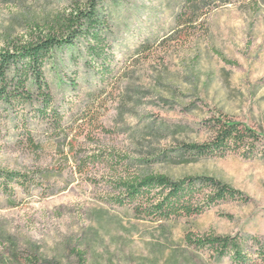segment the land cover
<instances>
[{
    "label": "rangeland",
    "instance_id": "374dc122",
    "mask_svg": "<svg viewBox=\"0 0 264 264\" xmlns=\"http://www.w3.org/2000/svg\"><path fill=\"white\" fill-rule=\"evenodd\" d=\"M70 2L0 0V46ZM103 9V55L80 39L46 68L61 130L29 124L38 148L23 124L0 131V168L24 175L0 184V264H234L185 234L264 238V0H105ZM215 117L259 134L251 157L193 159L184 145L207 141ZM141 173L214 176L242 199L168 221L138 217L114 187Z\"/></svg>",
    "mask_w": 264,
    "mask_h": 264
},
{
    "label": "trees",
    "instance_id": "16d2710c",
    "mask_svg": "<svg viewBox=\"0 0 264 264\" xmlns=\"http://www.w3.org/2000/svg\"><path fill=\"white\" fill-rule=\"evenodd\" d=\"M105 0H71L69 7L49 20L35 22L28 33L6 40L0 46V131L7 122L23 124L30 145L40 147L29 124L59 132L62 116L54 97L46 68L59 49L72 50L83 39L88 54L102 56L107 46L109 22L104 13ZM233 0H222L230 3ZM193 9L199 6L195 1ZM210 138L203 143L185 144L199 157H225L240 153L251 157L257 149L259 134L242 122L215 117L209 122ZM190 161V160H185ZM20 172L0 168V184L22 182ZM114 201L128 205L135 215L154 221H168L200 214L219 202L241 198V193L220 179L205 174L173 178L165 173L126 175L116 180ZM185 241L195 249L209 250L218 259L229 256L234 264L264 263V238L252 235L205 234L190 231ZM84 259L80 256V263Z\"/></svg>",
    "mask_w": 264,
    "mask_h": 264
}]
</instances>
